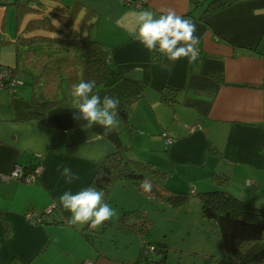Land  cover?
Returning <instances> with one entry per match:
<instances>
[{"label":"crops","instance_id":"obj_1","mask_svg":"<svg viewBox=\"0 0 264 264\" xmlns=\"http://www.w3.org/2000/svg\"><path fill=\"white\" fill-rule=\"evenodd\" d=\"M13 1L0 0V64L15 66L19 75L22 58L32 71L23 66L30 79L22 78L24 83L14 93H0V171H9L16 162L27 168L40 162L42 170L34 183L0 180L1 264L113 261L97 245L90 227L85 231L93 241L82 233L86 225L53 222L71 216L59 205L58 197L66 190L75 194L85 188L100 161L115 149L104 135L84 131L87 122L76 118L78 110L71 90L59 91V97L70 101L68 105L44 108L39 102L47 97L42 93L43 81L35 82L34 77L45 65L75 52L64 39H99L120 72L148 82L144 97L133 104L131 119L136 130L128 157L154 162L167 172L169 188L182 186L194 195L216 187L214 172L227 173V188L232 193L264 206V0H239L203 19L199 15L204 6L190 13V0H144L142 8L128 6L124 0H99L101 5L96 7L81 0L83 6L70 25L59 17L70 13L75 0H30L31 9L19 22ZM88 9L92 10L89 17ZM145 9L157 17L173 9L192 18L197 27L195 35L200 38L195 63L187 58L174 64L166 57L149 60L150 53L131 35L136 30V13ZM37 19L49 26L36 24ZM32 20L33 26L28 27ZM21 37L35 40L21 43ZM52 44L63 49L62 55L44 51ZM26 49H31L29 59ZM44 54V63L37 64ZM213 72L221 73L225 81ZM165 85L178 89L179 101L174 108L161 100L160 90ZM31 110L44 112V118L21 119ZM195 123L199 125L190 131L188 125ZM162 129L175 138L172 143L154 139ZM138 144L146 148L143 152L157 154L144 155ZM36 152L42 156L37 157ZM58 165L70 166L80 180L66 184L56 170ZM47 207H51L50 212L39 222L25 214L29 208L40 214Z\"/></svg>","mask_w":264,"mask_h":264},{"label":"trees","instance_id":"obj_2","mask_svg":"<svg viewBox=\"0 0 264 264\" xmlns=\"http://www.w3.org/2000/svg\"><path fill=\"white\" fill-rule=\"evenodd\" d=\"M30 0H14L18 22L21 16L29 11ZM239 0H190L192 10L204 6L200 18ZM83 6L80 0H75L73 8L68 15H60V19L71 24L78 9ZM91 9L87 11V17L91 15ZM39 25H47L44 20L35 21ZM33 26V20L28 27ZM50 27H52L50 25ZM35 38L21 37V43H31ZM63 43L73 47L75 52L65 58H60L49 65H45L42 71L34 77L35 82L43 81L42 93L47 100L39 101L44 108L54 105H68L70 101L63 95L59 97V87L63 80L68 82L70 90L82 81L95 80L101 97L109 95L118 97L120 110L118 126L114 132L105 136L110 139L115 149L108 153L99 163L97 170L86 187L94 186L105 192V202L109 201L114 185L123 179H131L143 192L140 185L145 181L152 183V191L144 194L160 199H166L175 206L187 201L192 194L191 191H178L166 185L167 172L155 165L154 162L132 159L127 156L131 150V139L136 130L132 122L131 114L133 104L144 97L148 82L140 78L130 77L120 72L110 61L108 51L104 44L96 38L83 36L79 38L64 39ZM31 49H26L25 57L29 59ZM162 57L153 59L150 53V61L161 60ZM46 56H40L37 64L44 63ZM17 70V69H16ZM220 81H225L219 72H213ZM246 85H256L246 83ZM161 100L174 108L179 101L178 89L165 85L160 90ZM45 113L35 110L29 111L21 119L44 118ZM84 131L92 134L103 135L100 126L92 128L85 127ZM212 179L216 187L199 190L197 195L201 199V213L204 217L212 220L218 227L222 242L220 256L210 255L207 264H264V206L248 203L241 197L232 193L227 185L230 177L227 173L214 172ZM85 187V188H86ZM67 219H57L53 222L67 224ZM108 222V221H107ZM105 222L103 225L106 227ZM152 224L151 218L140 208L124 210L118 220V227L124 231L135 232L144 236L149 232ZM88 225L82 228V233L89 238L90 233L85 231ZM92 240V235L90 237ZM93 241V240H92ZM154 244L159 253L151 257L150 253H144L147 244L140 247L138 257L133 260L134 264H167V253L169 244L167 241H158ZM18 264H26L24 262Z\"/></svg>","mask_w":264,"mask_h":264},{"label":"rangeland","instance_id":"obj_3","mask_svg":"<svg viewBox=\"0 0 264 264\" xmlns=\"http://www.w3.org/2000/svg\"><path fill=\"white\" fill-rule=\"evenodd\" d=\"M69 1L73 0H64V3H69ZM84 1L93 7L101 5L99 0ZM103 1L106 2V0ZM36 45L43 47L42 43H36ZM52 45L44 48V51L62 55L63 49H56L54 44ZM18 66L21 70L19 77L29 80L31 76L23 71H32V68L25 66L22 58H20ZM81 81L82 79L79 80V82ZM36 91L39 93L38 87ZM62 91L70 92L66 80L61 83L60 92ZM169 120L173 119L169 117ZM163 131L164 129L160 134L157 133L154 139L164 142ZM137 148L142 152L146 149L142 144H138ZM143 154L154 156L157 153L143 152ZM185 183L188 185L189 181L186 179ZM177 187H180L176 188L178 191H189L185 190L186 188H181L182 186ZM107 203L115 210L116 215L106 223V227L102 225L96 230L90 228V232L93 234V238L95 237L97 245L113 260L112 264H134L132 261L138 257L143 244L149 245V243L158 241H167L169 244L167 264H207L206 261L210 255L220 256L222 253L220 231L212 220L202 215L201 199L197 193L191 195L187 201L175 206L166 199L142 193L131 179H123L114 185ZM133 208H140L152 220L149 232L144 236L124 231L117 225L123 211ZM158 255L157 251L151 252V257Z\"/></svg>","mask_w":264,"mask_h":264},{"label":"clouds","instance_id":"obj_4","mask_svg":"<svg viewBox=\"0 0 264 264\" xmlns=\"http://www.w3.org/2000/svg\"><path fill=\"white\" fill-rule=\"evenodd\" d=\"M196 31L192 18L178 15L173 9H167L158 17L145 9L136 13V30L131 35L152 54L154 60L166 57L174 64L181 58H187L189 63H195L199 57L200 43V38L195 35ZM71 95L78 110L76 118L86 121L89 128L100 126L104 136L114 132L119 123L118 97H101L95 80L74 84ZM56 170L66 184L80 180L79 174L68 165H58ZM140 187L145 193L152 191L150 181L145 180ZM104 198L103 190L89 186L75 194L70 189L66 190L58 197V201L64 210L71 213L67 219L69 226L88 225L96 230L116 215Z\"/></svg>","mask_w":264,"mask_h":264},{"label":"built area","instance_id":"obj_5","mask_svg":"<svg viewBox=\"0 0 264 264\" xmlns=\"http://www.w3.org/2000/svg\"><path fill=\"white\" fill-rule=\"evenodd\" d=\"M124 2L128 6L142 8L144 0H124ZM22 83H24V81L19 77L15 66L0 64V93L3 90H8L14 93L17 91L18 86ZM198 125V123L188 125V128L190 129V131H194ZM162 135L166 140V143L168 144L172 143L175 140V138L169 135L167 131H163ZM36 156L41 157L42 154L40 152H36ZM41 170L42 164L40 162L35 163L31 168H27L19 162H16L9 171H0V180L5 182H9L11 180H20L25 183H34L35 181H37L38 175ZM248 182H250V180H248ZM50 210L51 207H47L42 213L38 214L33 208H29L26 210L25 214L27 218L32 220L33 222H39L43 220V214L49 213ZM154 249L155 245L149 244L144 249V253L148 254Z\"/></svg>","mask_w":264,"mask_h":264}]
</instances>
